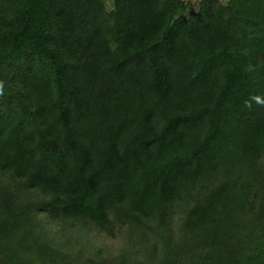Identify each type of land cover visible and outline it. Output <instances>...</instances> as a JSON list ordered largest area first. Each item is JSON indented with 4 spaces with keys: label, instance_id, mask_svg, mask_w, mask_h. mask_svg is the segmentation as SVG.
<instances>
[{
    "label": "trees",
    "instance_id": "16d2710c",
    "mask_svg": "<svg viewBox=\"0 0 264 264\" xmlns=\"http://www.w3.org/2000/svg\"><path fill=\"white\" fill-rule=\"evenodd\" d=\"M0 264H264V0H0Z\"/></svg>",
    "mask_w": 264,
    "mask_h": 264
},
{
    "label": "rangeland",
    "instance_id": "374dc122",
    "mask_svg": "<svg viewBox=\"0 0 264 264\" xmlns=\"http://www.w3.org/2000/svg\"><path fill=\"white\" fill-rule=\"evenodd\" d=\"M189 2L193 3V5L197 6V2H199L200 0H188ZM224 2H226V0H223Z\"/></svg>",
    "mask_w": 264,
    "mask_h": 264
}]
</instances>
